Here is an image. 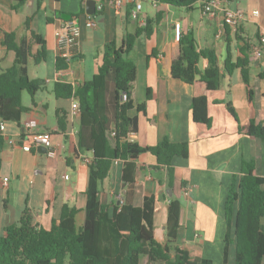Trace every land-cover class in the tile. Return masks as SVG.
Listing matches in <instances>:
<instances>
[{
	"label": "crops",
	"instance_id": "0c3cea01",
	"mask_svg": "<svg viewBox=\"0 0 264 264\" xmlns=\"http://www.w3.org/2000/svg\"><path fill=\"white\" fill-rule=\"evenodd\" d=\"M87 0H26L18 10L11 9V0H0V40L4 34L14 33L18 40L30 38L34 31L45 41L46 60L35 65L27 64L30 79L45 82L33 95L23 92L21 105L25 111L18 122H4L0 132L3 146L0 149V236L6 226L16 224L24 207L29 209L32 223L50 229L58 222L62 208L76 211L75 226L84 222L85 190L88 166L85 159L90 153L77 148L78 117L70 118L71 99H58L54 94L55 83L75 87L90 80L102 59V47L115 41L120 44L125 33H132L137 23L130 20L127 12L115 10L106 0H91L95 7L102 5V12H94V27H85V3ZM220 6L213 16L201 13L203 0L191 10L175 9L154 4L152 0H141V14L153 18L159 11L163 20L154 27L150 37H138L131 58L137 68L131 95L135 106L129 116L136 119V131L129 140L139 146H154L167 138L172 143H187L189 155L173 162L172 180L167 171L157 166L156 158L145 153L136 163L140 166L133 186L132 203L143 205L144 198H154L153 237L161 245L167 243V206L171 200L180 203V227L173 249L186 250L190 257L208 259L212 264L223 263L224 239L234 237L233 221L225 220L223 204L233 178L241 176L242 162H252L256 175L264 177V143L259 139L239 132L237 125L245 126L251 121L264 120V47L258 40L264 33V0H218ZM81 8L84 9L80 13ZM242 12L237 32L233 39L231 30V55L235 60L241 51L248 55L250 81L254 94L247 100L240 73L234 70L228 75L223 63L226 57L224 12ZM257 11L256 15L253 12ZM65 15V16H64ZM67 15H78L72 23L80 29L74 54L65 70H56L55 31ZM30 17L28 29L25 20ZM51 19V20H48ZM191 33L198 50L212 49L220 71L219 88L207 94L209 127L192 121L190 85L171 77L170 54L181 35ZM221 36L217 37V33ZM259 47L260 56H253ZM14 53L0 46V73L12 66ZM207 66L200 59V71ZM149 94V98H147ZM223 101H230L237 122L227 113ZM219 102V103H218ZM57 111L68 118L65 130L57 124ZM35 120V132L47 133L55 146L57 155L49 158L38 148L33 152L22 149L30 145V139L21 140L23 125ZM12 141V143H10ZM122 161L112 164L109 176L100 186L98 200L109 207L118 206L116 196L126 190L122 181ZM234 246L228 248V264H233Z\"/></svg>",
	"mask_w": 264,
	"mask_h": 264
},
{
	"label": "trees",
	"instance_id": "16d2710c",
	"mask_svg": "<svg viewBox=\"0 0 264 264\" xmlns=\"http://www.w3.org/2000/svg\"><path fill=\"white\" fill-rule=\"evenodd\" d=\"M25 1L11 0V9L18 10ZM152 1L175 9L191 10L200 0ZM83 12L81 8L80 13ZM67 16L70 18L65 23H72L73 18H78V15ZM162 20L163 12L159 11L153 18H145L143 27L137 26L134 32L125 33L120 44L115 41L105 44L97 73L90 80L75 87L55 83L53 91L58 99L75 98L78 101L77 148L91 155L87 164L84 222L77 228L74 222L76 211L62 208L58 222L46 230L32 223L29 209L24 207L18 222L6 226L0 236V264H212L208 259L190 257L186 250L179 247H175L173 257L170 256V244L175 242L180 227L178 200H171L167 206L165 245L159 244L153 237L154 198H144L141 207L132 203L133 186L140 169L136 163L139 156L145 153L153 155L157 166L166 169L170 182L174 160L186 159L189 155L185 142L172 143L164 138L154 146L143 147L129 140V134L136 131V119L130 117L129 112L143 110L142 105L135 106L130 98L137 75L131 53L138 37L142 34L150 37L154 27ZM30 21V17L26 18L25 28L28 29ZM224 26L227 54L223 68L228 75L234 70L239 71L247 100L250 101L254 88L250 81L248 55L241 51L233 60L228 45L232 41L231 29L226 24ZM233 34V39H237V30ZM0 46L12 51L15 56L12 66L0 73V122H18L25 111L21 105L22 93L33 95L45 84L43 80L30 79L27 73L29 62L37 65L46 60L45 41L31 30L29 39L23 37L18 42L14 33L4 34ZM170 59L171 77L192 88V121L209 127L207 94L219 88L220 79L215 52L212 49L198 50L189 32L181 35L172 47ZM200 59L207 61L202 71L198 68ZM68 62L57 57L56 70L67 69ZM123 95L126 96L125 101L122 100ZM221 104L237 122L230 101ZM56 115L59 129L65 130L67 115L60 111ZM237 129L264 143V120L257 124L251 121L245 126L237 125ZM111 133H114L113 137ZM23 137L21 135L20 138ZM3 142L0 135V149ZM33 151L32 147L30 152ZM115 161L123 163L122 181L126 190L123 203L109 211L98 196L100 186L109 176ZM223 213L225 220L233 221L234 237L226 235L224 239L222 264H228L230 245L234 246L233 264H264V177L256 175L252 162H242L241 176L232 179Z\"/></svg>",
	"mask_w": 264,
	"mask_h": 264
},
{
	"label": "built area",
	"instance_id": "2783aa9c",
	"mask_svg": "<svg viewBox=\"0 0 264 264\" xmlns=\"http://www.w3.org/2000/svg\"><path fill=\"white\" fill-rule=\"evenodd\" d=\"M107 3L112 5L115 10L121 11L123 8L130 6L129 11V18L133 22L137 23L139 27H143L145 25V18L141 14V0H106ZM153 2V1H152ZM156 4L155 2H153ZM220 3L218 0H208L203 1L201 6V13L205 16H213L215 12L218 10ZM96 12H102L103 6L99 5L95 7ZM258 12H253L256 15ZM242 12L239 10L235 11H228L226 10L223 14V22L226 24L232 31H236L240 20L242 19ZM85 27L91 28L94 27V22L92 20L91 15L86 16V20L84 22ZM80 36V29L74 23H65L61 22L60 26L55 31V40H56V50H57V57L64 60L69 61L77 46V42ZM217 37L221 36V32H218ZM259 46L264 47V33L260 35L258 40ZM253 56L259 57L260 50L259 47H255L253 50ZM122 100H126V96H122ZM79 115V103L75 98L71 99L70 105V118H77ZM36 121L35 120H28L23 125V139L27 138L30 139L31 143L23 145L22 149L24 151L29 152L30 149L38 148L39 146L44 147L46 149V154L49 158H54L57 155V151L55 146L52 144L50 136L47 133H39L35 132L36 128ZM4 126L3 122H0V132H3ZM111 137L114 136V133L110 134ZM12 143V141H10ZM90 159H85V163L88 164ZM124 194V193H123ZM123 194H118L116 196L117 204L121 205L123 203Z\"/></svg>",
	"mask_w": 264,
	"mask_h": 264
},
{
	"label": "water",
	"instance_id": "95a60500",
	"mask_svg": "<svg viewBox=\"0 0 264 264\" xmlns=\"http://www.w3.org/2000/svg\"><path fill=\"white\" fill-rule=\"evenodd\" d=\"M94 12H95V3L91 0H87L85 3V14L93 15ZM67 18L69 19L70 17L67 16ZM38 149L41 153H46V149L44 147L39 146Z\"/></svg>",
	"mask_w": 264,
	"mask_h": 264
},
{
	"label": "rangeland",
	"instance_id": "374dc122",
	"mask_svg": "<svg viewBox=\"0 0 264 264\" xmlns=\"http://www.w3.org/2000/svg\"><path fill=\"white\" fill-rule=\"evenodd\" d=\"M153 264H162V263H153Z\"/></svg>",
	"mask_w": 264,
	"mask_h": 264
}]
</instances>
